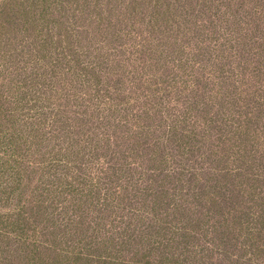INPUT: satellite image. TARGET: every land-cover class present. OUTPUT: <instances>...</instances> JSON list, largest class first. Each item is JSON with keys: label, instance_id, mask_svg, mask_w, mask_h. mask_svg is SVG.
I'll list each match as a JSON object with an SVG mask.
<instances>
[{"label": "rangeland", "instance_id": "374dc122", "mask_svg": "<svg viewBox=\"0 0 264 264\" xmlns=\"http://www.w3.org/2000/svg\"><path fill=\"white\" fill-rule=\"evenodd\" d=\"M62 1L61 13L49 6L47 16L57 43L46 60L41 52L33 56L36 73L44 75L36 86L48 89L44 97L53 109L67 112L61 123L75 115L80 124L82 114L91 112L72 92L101 99L95 102L100 112L80 132L82 162L92 157L93 180L102 194L111 190L113 196L105 202L97 186L81 210L75 193L53 202L47 190L52 183L86 182L80 160L59 168L67 175L52 180L49 171L28 165L30 187L22 200L44 243L37 264L59 261L79 241L85 248L110 236H118L115 245L134 238L123 253L114 246L106 252L132 264L149 250L139 241L148 229L154 244L171 240L166 255L156 251L153 259L251 264L249 233L261 230L264 243V0ZM22 2L31 9L34 0L6 8L12 13L8 37L21 50L27 46L21 40L27 19ZM84 74L96 85L89 87ZM98 124L102 129L94 130ZM31 150L29 162L48 150L47 140ZM64 225H73L69 236ZM160 225L167 232L160 233ZM6 247L0 239L4 259ZM101 253L96 246L90 252L94 258ZM259 254L262 264L264 252Z\"/></svg>", "mask_w": 264, "mask_h": 264}, {"label": "trees", "instance_id": "16d2710c", "mask_svg": "<svg viewBox=\"0 0 264 264\" xmlns=\"http://www.w3.org/2000/svg\"><path fill=\"white\" fill-rule=\"evenodd\" d=\"M19 1L0 0V239L7 241V247L3 250L6 257L5 259L0 257V264H24L26 261H28V264H37L38 261L43 262L44 243L39 241L37 226H33L35 224L33 213L28 214L25 212L22 200V194L30 187L29 177L27 176L28 165L35 163L42 173L49 171L52 180V176L62 179L67 175L66 171L63 175L59 168L64 166L70 168L69 164L71 162L75 163L80 160V165L85 170L86 182L84 177L78 184L74 181L59 184L52 183L47 190L53 202H58L67 193H75L73 194V198L76 200L75 205L81 210L84 200L92 199L90 194L94 188L98 186L102 194L99 181H94L89 172L88 164L93 161L90 160L92 157L88 159L87 163L82 162L86 146L84 136L80 133L84 130V127H88L94 121L96 114L100 112L98 104L95 102L101 99L99 100L97 95L94 96L91 93H88L86 99L81 93L78 95V93L72 92L70 96L76 97L77 102L80 96L83 105L85 104L91 112L82 114L83 120L80 124L75 115L69 118L73 122L67 119L61 123L63 115L67 112L53 109L51 107L52 100L44 97L46 93H50L48 89L42 90L44 85L36 86L37 80L39 81L44 75L36 73L37 68L33 56L35 53L41 52L43 61L46 60L50 48H53L57 43L56 40L59 39L53 34L54 29L52 27L50 29L48 25L51 22L47 18L49 6H54L61 13L59 10L64 2L56 0L55 3L57 4L50 5L49 0H37V4L34 0L31 9L26 2L18 4L25 13L24 17L27 18L23 24V29H21L24 32L21 40L27 42L25 48H29V50H25V48L21 50L20 43L13 45L12 39L8 37L7 29L11 24L12 13L6 12L8 5L11 3L17 4ZM38 7L42 8L41 13L34 14V9ZM32 30H34V34L30 35ZM46 30H48V33H46ZM3 42H6L8 48L2 45ZM61 42H63L62 39H60ZM17 45L18 47H16ZM28 52L29 58L26 57ZM83 79L88 81V86L91 88L96 85L89 82L90 79L87 74L83 75ZM39 104L41 106L37 108ZM92 104H94V107H90ZM97 120L99 121L98 116ZM99 127L102 129L101 124L92 126L94 130ZM102 133L105 132L102 131ZM76 135H81V139H76ZM45 140H47L48 150L29 162L28 157L34 155L31 147L41 145ZM52 140L56 141L55 145L52 144ZM86 140L93 144L91 136L88 135ZM60 142L63 144H59ZM94 146L95 148L99 147L97 143ZM94 151L88 154L91 155ZM79 169H81V166H79ZM51 170H53L52 173H50ZM242 175L239 173L235 177ZM251 181H257L255 175ZM78 185H81V187L77 188ZM252 188H255V186L253 185ZM102 195L105 198L104 201L107 202L113 196V193L111 190H106ZM195 222L197 224L200 221L196 220ZM188 224H194V221L189 220ZM160 226L162 229L160 233L167 232L168 227ZM64 228L66 231L65 236H69L73 230V225H64ZM31 229L33 233L30 232ZM172 234L177 233L172 232ZM179 234L186 236L187 232L183 231ZM262 236L261 230L249 233L252 247L255 248L251 251L252 257L249 259L251 264H261L256 260L262 257L259 252H264V243L260 241ZM117 237L110 236L108 240L94 245L90 244L85 248L79 246V241L73 251L61 252L57 256L59 261L50 264H129L130 261L111 258L106 254L110 246H114V250L118 253H123L134 244L133 237H124L115 245ZM152 238L153 233L150 229L141 231L139 241L142 244H147L149 250L143 254V257L136 258L132 264H181L177 259L175 261L153 259L152 254L156 251L160 252L163 257L166 255L165 249L170 245L171 240L154 244L150 241ZM95 246L97 250H102L97 258L90 254Z\"/></svg>", "mask_w": 264, "mask_h": 264}]
</instances>
